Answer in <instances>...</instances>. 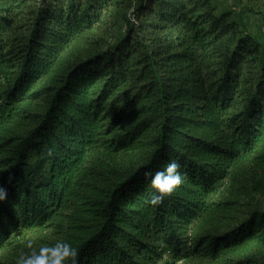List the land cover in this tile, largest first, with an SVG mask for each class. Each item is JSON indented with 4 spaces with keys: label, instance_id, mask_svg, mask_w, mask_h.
Wrapping results in <instances>:
<instances>
[{
    "label": "trees",
    "instance_id": "16d2710c",
    "mask_svg": "<svg viewBox=\"0 0 264 264\" xmlns=\"http://www.w3.org/2000/svg\"><path fill=\"white\" fill-rule=\"evenodd\" d=\"M0 1V250L53 227L43 246L78 264H264V46L243 21L213 0ZM170 159L186 180L150 206L144 172Z\"/></svg>",
    "mask_w": 264,
    "mask_h": 264
},
{
    "label": "rangeland",
    "instance_id": "374dc122",
    "mask_svg": "<svg viewBox=\"0 0 264 264\" xmlns=\"http://www.w3.org/2000/svg\"><path fill=\"white\" fill-rule=\"evenodd\" d=\"M124 5L122 11H129V3L131 0H123ZM3 1H0V12L2 11V5ZM213 3L216 5V7L222 8V11L227 10L231 11L234 15L235 19H238L240 21H243L248 30L256 35L260 41L262 42L264 46V30H263V17L264 13H258L253 10V8H249L248 4L244 3L243 1H240L239 3L236 0H213ZM218 7V8H219ZM221 11V12H222ZM250 12L251 16L248 14L247 17L249 21H244V17L242 13ZM122 13V12H121ZM239 13V14H238ZM241 13V14H240ZM116 34H119L122 32L121 27H116L114 30ZM111 38V37H110ZM5 85L4 79L0 82V88H2ZM253 196V202L261 203V205L264 207V194L263 193H256ZM251 196V197H252ZM232 197V194L230 192V182L223 183L217 193V199H224ZM251 197H244L242 198V202L249 203L252 202ZM56 235V228H47L44 231H31L26 232L22 234H18L13 238L12 244L8 245L3 250H0V264H15L16 258L18 257V254L23 252H30V249L27 248V243L29 241L32 242L33 247L36 249H39V247L43 246L45 244V241L43 239H54ZM164 249V248H163ZM156 264H203L199 257H186V258H175L172 253L169 250H164L162 256L157 260Z\"/></svg>",
    "mask_w": 264,
    "mask_h": 264
},
{
    "label": "clouds",
    "instance_id": "9594fccd",
    "mask_svg": "<svg viewBox=\"0 0 264 264\" xmlns=\"http://www.w3.org/2000/svg\"><path fill=\"white\" fill-rule=\"evenodd\" d=\"M181 164L170 159L162 168L156 171L151 169L144 172V179L154 191L145 201L146 204L156 207L161 205L165 198L171 196L186 180V173L182 172ZM8 197V189L0 185V202ZM30 252L21 251L15 264H78L79 249L67 241H57L54 245L33 247L31 241L27 243Z\"/></svg>",
    "mask_w": 264,
    "mask_h": 264
},
{
    "label": "crops",
    "instance_id": "0c3cea01",
    "mask_svg": "<svg viewBox=\"0 0 264 264\" xmlns=\"http://www.w3.org/2000/svg\"><path fill=\"white\" fill-rule=\"evenodd\" d=\"M238 3L240 1H243L244 3L248 4L249 8H253V10H255V12H258V13H264V0H236ZM219 7V6H218ZM228 10V8H226ZM226 10V11H227ZM222 11V8H218V12H221ZM239 14V13H238ZM241 14V13H240ZM243 15H241V17L243 16L244 17V21H249L248 18L250 17H247V15L250 14V12H248V14L246 12L243 11L242 13Z\"/></svg>",
    "mask_w": 264,
    "mask_h": 264
},
{
    "label": "built area",
    "instance_id": "2783aa9c",
    "mask_svg": "<svg viewBox=\"0 0 264 264\" xmlns=\"http://www.w3.org/2000/svg\"><path fill=\"white\" fill-rule=\"evenodd\" d=\"M262 24H263V30H264V17H263V23Z\"/></svg>",
    "mask_w": 264,
    "mask_h": 264
}]
</instances>
